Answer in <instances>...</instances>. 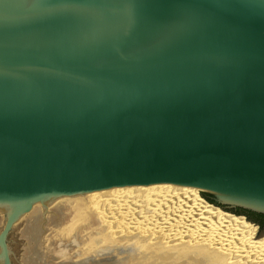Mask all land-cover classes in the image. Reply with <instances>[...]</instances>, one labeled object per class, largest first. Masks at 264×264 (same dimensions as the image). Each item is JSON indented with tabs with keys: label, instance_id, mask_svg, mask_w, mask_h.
<instances>
[{
	"label": "water",
	"instance_id": "obj_1",
	"mask_svg": "<svg viewBox=\"0 0 264 264\" xmlns=\"http://www.w3.org/2000/svg\"><path fill=\"white\" fill-rule=\"evenodd\" d=\"M155 184L264 243V0H0V264L34 203Z\"/></svg>",
	"mask_w": 264,
	"mask_h": 264
},
{
	"label": "bare ground",
	"instance_id": "obj_2",
	"mask_svg": "<svg viewBox=\"0 0 264 264\" xmlns=\"http://www.w3.org/2000/svg\"><path fill=\"white\" fill-rule=\"evenodd\" d=\"M62 211L64 219L55 224ZM28 219L33 228H27ZM15 223L25 225L23 236L47 225V251L77 240L79 248L70 253L76 261L131 248L121 264H264V243L253 240L245 219L223 214L178 185L114 187L46 199Z\"/></svg>",
	"mask_w": 264,
	"mask_h": 264
},
{
	"label": "rangeland",
	"instance_id": "obj_3",
	"mask_svg": "<svg viewBox=\"0 0 264 264\" xmlns=\"http://www.w3.org/2000/svg\"><path fill=\"white\" fill-rule=\"evenodd\" d=\"M64 216V212L62 211V214L56 219L54 223L57 224L58 220L62 221L64 219ZM24 227L25 225L17 226L15 223V225H13V230L11 228L9 233H7V238L16 264H31L35 261H37L38 264H51L50 262L54 264H121L119 260L132 254L131 248L121 249L119 255H117L113 250H106L100 251L97 254H94L86 259H82L83 261H76L75 259H72L70 257V253L71 251L77 250L79 248V246L77 245V240H73L72 242H58L56 247L49 246L50 249L47 251L48 244L45 240V236L48 234L47 225H45L44 231H42L40 227H38L37 231H35L34 233H26V235L23 236L21 231ZM27 228H33L31 219L27 223ZM35 233L37 236L35 235ZM29 249H31L33 253H30V251H28ZM37 249L38 251L40 250V252H37V254H35V251H37ZM49 252L50 254H47ZM75 256L79 257L78 253L75 254Z\"/></svg>",
	"mask_w": 264,
	"mask_h": 264
},
{
	"label": "flooded vegetation",
	"instance_id": "obj_4",
	"mask_svg": "<svg viewBox=\"0 0 264 264\" xmlns=\"http://www.w3.org/2000/svg\"><path fill=\"white\" fill-rule=\"evenodd\" d=\"M209 199V201L213 202L209 197H207ZM214 203V202H213ZM231 212H234L236 214H243L247 217V219H250L251 222H253L254 224H256L261 230H264V218H260L257 216H253L250 214H247V212H243V211H235V210H229Z\"/></svg>",
	"mask_w": 264,
	"mask_h": 264
},
{
	"label": "trees",
	"instance_id": "obj_5",
	"mask_svg": "<svg viewBox=\"0 0 264 264\" xmlns=\"http://www.w3.org/2000/svg\"><path fill=\"white\" fill-rule=\"evenodd\" d=\"M204 198L207 200V201H209V199L207 198V196L205 197L204 196ZM210 203H213V202H211V201H209ZM213 204H215V203H213ZM247 214H250V215H253V216H257V217H260V218H264V215H260V214H255V213H247ZM250 220V219H249Z\"/></svg>",
	"mask_w": 264,
	"mask_h": 264
}]
</instances>
